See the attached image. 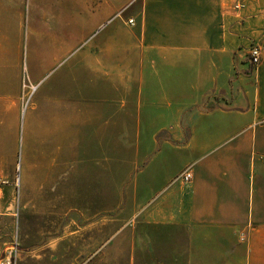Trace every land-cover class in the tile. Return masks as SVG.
Returning a JSON list of instances; mask_svg holds the SVG:
<instances>
[{
  "label": "crops",
  "instance_id": "obj_1",
  "mask_svg": "<svg viewBox=\"0 0 264 264\" xmlns=\"http://www.w3.org/2000/svg\"><path fill=\"white\" fill-rule=\"evenodd\" d=\"M81 2L86 49L39 89L37 115L50 123L28 121L20 137L23 72L0 62V260L22 229L32 167L62 166L70 117L71 241L88 251L78 248L77 264H264V0ZM252 44L261 48L257 67ZM80 117L118 118L119 134L176 140H159L152 158L135 164L144 191L134 237H73ZM188 166L191 183H172Z\"/></svg>",
  "mask_w": 264,
  "mask_h": 264
},
{
  "label": "rangeland",
  "instance_id": "obj_2",
  "mask_svg": "<svg viewBox=\"0 0 264 264\" xmlns=\"http://www.w3.org/2000/svg\"><path fill=\"white\" fill-rule=\"evenodd\" d=\"M81 4L80 0H0V62L13 60L23 72L20 137L28 121L37 127L39 122L54 120L37 115L38 93L54 74L67 67L77 49H86L89 27ZM79 16L85 20L77 30ZM78 97L82 100L84 94L79 92ZM71 121L70 117L64 118L62 166L32 167L22 229L16 233V240L22 244L18 247V264H77L78 248L79 255L88 253L71 241L70 178L77 169L72 163L71 144L76 142V133L71 134ZM77 121L79 208L73 237L80 243L87 237H134L136 203L144 191L136 188L135 164L139 162L140 168L148 162L159 140H176L168 134H119L118 118L80 117ZM88 121L91 124L87 128ZM50 139L48 135L46 140ZM52 139L54 146V135ZM55 153L52 147L46 156L55 157ZM24 171L22 167V177Z\"/></svg>",
  "mask_w": 264,
  "mask_h": 264
},
{
  "label": "built area",
  "instance_id": "obj_3",
  "mask_svg": "<svg viewBox=\"0 0 264 264\" xmlns=\"http://www.w3.org/2000/svg\"><path fill=\"white\" fill-rule=\"evenodd\" d=\"M235 8H238L235 6ZM128 24L133 25V20H129ZM248 60L253 67H257L261 60V48L257 44H252L248 50ZM193 177L192 167L188 166L184 168L172 181V183L179 182L184 185L191 183ZM18 241L14 240L10 250L0 260V264H18Z\"/></svg>",
  "mask_w": 264,
  "mask_h": 264
}]
</instances>
